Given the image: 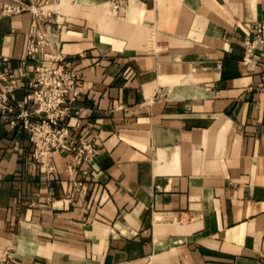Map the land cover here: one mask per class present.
Here are the masks:
<instances>
[{
  "label": "crops",
  "instance_id": "obj_1",
  "mask_svg": "<svg viewBox=\"0 0 264 264\" xmlns=\"http://www.w3.org/2000/svg\"><path fill=\"white\" fill-rule=\"evenodd\" d=\"M113 1L63 2L49 23L0 0L17 101L38 25L79 74L71 134L99 148L71 174L54 154L47 177L0 121V264H264V72L241 63L264 0Z\"/></svg>",
  "mask_w": 264,
  "mask_h": 264
},
{
  "label": "built area",
  "instance_id": "obj_2",
  "mask_svg": "<svg viewBox=\"0 0 264 264\" xmlns=\"http://www.w3.org/2000/svg\"><path fill=\"white\" fill-rule=\"evenodd\" d=\"M58 0H28L27 4L5 3L1 13L6 16L29 11L38 18H47L51 23L60 12L45 9ZM124 0H114L113 8L118 10ZM25 56L22 63L33 73L28 82L29 92L22 101H17L16 75L4 69L7 57L0 56V121L6 120L12 126L18 123L29 132L33 143V158L44 169L47 177L55 172L53 156L56 153L72 154L66 171L71 174L84 162L92 163L99 154L96 137L76 141L66 123L77 118L80 126L88 110L76 103L80 97L79 74L73 59L62 53L56 42L50 40L48 30L32 25L28 31ZM241 63L248 68L261 67L264 72V21L252 26L251 35L244 42ZM263 57L260 58V55ZM259 88L264 90V74Z\"/></svg>",
  "mask_w": 264,
  "mask_h": 264
},
{
  "label": "bare ground",
  "instance_id": "obj_3",
  "mask_svg": "<svg viewBox=\"0 0 264 264\" xmlns=\"http://www.w3.org/2000/svg\"><path fill=\"white\" fill-rule=\"evenodd\" d=\"M63 2H64V0H58V1H56L55 3H53V4L49 5V6H47L45 9H52V10H55V11L60 12V8H58V7L62 6ZM57 8H58L59 10H58ZM60 13H61V12H60Z\"/></svg>",
  "mask_w": 264,
  "mask_h": 264
},
{
  "label": "rangeland",
  "instance_id": "obj_4",
  "mask_svg": "<svg viewBox=\"0 0 264 264\" xmlns=\"http://www.w3.org/2000/svg\"><path fill=\"white\" fill-rule=\"evenodd\" d=\"M71 0H64V4H66V3H69ZM58 8H60V7H58ZM57 8V9H58ZM59 10V9H58ZM60 16H62V15H60ZM53 18H55L56 19V15H54V17Z\"/></svg>",
  "mask_w": 264,
  "mask_h": 264
}]
</instances>
